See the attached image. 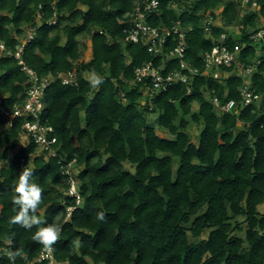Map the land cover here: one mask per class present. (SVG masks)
<instances>
[{
	"label": "trees",
	"instance_id": "trees-1",
	"mask_svg": "<svg viewBox=\"0 0 264 264\" xmlns=\"http://www.w3.org/2000/svg\"><path fill=\"white\" fill-rule=\"evenodd\" d=\"M158 1L149 23L171 28L180 21L188 28L185 58L200 73L189 85L149 94L148 83L136 82V68L152 62L165 74L179 71L180 60L168 59L178 43L170 39L164 55H155L143 43L125 41L137 0H1L0 40L15 51L30 30L25 62L39 77H54L41 118L54 128L50 136L60 151L31 156L36 144L21 145L25 119L7 127L0 116V264H13L7 252L21 254L14 264H48L38 260L45 248L32 238L36 226L27 230L12 220L13 185L26 166L42 188L41 226H61L52 245L56 264H264V213L258 210L264 202V56L258 52L264 39L251 38L262 28L264 0H258L260 11L241 0ZM209 10L221 23L207 33ZM222 34L230 48L240 44L239 63L256 67L253 72L221 66L228 77L202 74V53ZM81 36L91 38L87 61ZM72 70L77 84H63L59 75ZM86 74L102 83L92 86ZM245 81L259 100L239 113L214 106L212 96L241 101ZM29 85L18 61L1 56L0 106L22 104ZM188 116L201 128L197 141ZM73 158L80 204L64 194L70 185L62 165ZM68 206H75L69 218ZM205 230L210 233L201 239Z\"/></svg>",
	"mask_w": 264,
	"mask_h": 264
},
{
	"label": "built area",
	"instance_id": "built-area-1",
	"mask_svg": "<svg viewBox=\"0 0 264 264\" xmlns=\"http://www.w3.org/2000/svg\"><path fill=\"white\" fill-rule=\"evenodd\" d=\"M251 3V4H250ZM243 7L252 10L260 11L261 6L258 0H241ZM1 7V0H0ZM158 0H137L133 12L130 14V19L127 23L130 25L126 30L125 41L131 43H143L146 45L147 50L155 55H164L165 47L170 39L177 41L176 47L168 54V59L178 58L180 60V70L170 73H163L161 67H157L154 63L148 62L141 67L136 68L135 78L137 83H148V90L146 93L158 94L168 91L172 86L177 83H184L189 85L193 76L200 73L198 68L191 67L186 60L187 41L186 36L188 28L184 27L180 21L171 28H163L154 26L149 23V18L158 10ZM216 11L209 10L206 12L203 27L207 33H210L213 26L221 22L216 17ZM50 23H55L51 20ZM102 33V31H101ZM32 32L22 39L15 51L9 49L7 45L0 40V57L9 56L14 57L18 61L21 70L26 73L29 78V88L27 90L25 101L20 105H15L13 109H6L0 106V116L7 120V127H12L16 118H24L25 122L22 126L21 144L25 146L30 142H34L37 146V151L30 155H44L45 157L59 156V149L56 147L58 142L57 137L50 136L54 132L51 125L42 122L41 114L44 111L45 104L43 101L47 88L52 84L54 77H39L38 74L28 66L23 58V52L26 45L33 39ZM251 38L256 42L264 39V27L257 33L251 35ZM228 34H222L220 43L215 44L211 50L202 53V59L206 65V71L202 74L207 75L211 68H218L221 66L232 67L238 72H243L246 76L253 72L256 67H245L239 63V54L242 47L237 43L234 48L227 45ZM259 54L264 56V50L259 49ZM260 62V61H259ZM62 77L63 84H77L76 72L68 71L59 75ZM242 96L241 101L230 100L223 103L217 96H212L211 100L214 106L222 111L239 113L247 105L259 100L260 96L245 81L244 85L240 88ZM191 89L188 86V92ZM76 158L63 163L62 168L64 173L69 175L67 180L70 185L68 189L64 190V194L72 198H76L77 204L82 202V197L79 192V179L74 175L71 170L74 166ZM75 209V206L67 207V218H69ZM41 261H48V264H56L53 249H44L38 259Z\"/></svg>",
	"mask_w": 264,
	"mask_h": 264
},
{
	"label": "clouds",
	"instance_id": "clouds-1",
	"mask_svg": "<svg viewBox=\"0 0 264 264\" xmlns=\"http://www.w3.org/2000/svg\"><path fill=\"white\" fill-rule=\"evenodd\" d=\"M102 83L101 78L93 77L92 86H98ZM33 169L26 166L18 175L13 185L12 204L17 210V214L12 218L14 223L20 224L23 228L31 230L36 226L37 230L33 235V240L41 244L45 249L51 250L52 245L58 240L61 226L56 223L47 226H41L44 222L37 216V209L42 203V188L39 184L33 182ZM98 220H104L102 212L97 214ZM7 255L13 264L15 257L21 255L19 252H7Z\"/></svg>",
	"mask_w": 264,
	"mask_h": 264
},
{
	"label": "rangeland",
	"instance_id": "rangeland-1",
	"mask_svg": "<svg viewBox=\"0 0 264 264\" xmlns=\"http://www.w3.org/2000/svg\"><path fill=\"white\" fill-rule=\"evenodd\" d=\"M243 11H244L243 14H246V11L244 10V8H243ZM260 22H261V25H260V26L264 27V18H262V19L260 20ZM229 31L231 32V35H233V36L236 37V38H238V36L240 35L238 29H237L235 26H231V27H229ZM30 32H31L30 30H26V35H27L28 33H30ZM80 41H81L82 49L84 50V54H83L82 59H83L84 61H87V60L91 57V53H92V50H91V38H90V36H89V37L81 36V37H80ZM209 72H210L211 75H213L214 77H223V76H224V77H228V76L230 75L229 73H225V74L221 75L220 70H219L218 68H216V67L211 68ZM86 75H87V77H88L89 79H92L93 77H95V75H93V74H86ZM208 95H209V94H208ZM145 100H146L145 98L142 99V103H144ZM193 107H194V110H196V109L198 108V105H197V104H194ZM187 119L190 120L189 131H190V133H191V135H192V138H193L194 141H197L198 136H199V134H200V130H201V128H200L199 125H197L196 123H194V122L191 120V117H190V116H188ZM151 123H152V124L155 123V118H154V117H153V120L151 121ZM158 134H162L160 130H158ZM22 144H23V143H22ZM22 144H21V145H22ZM21 145L19 146L18 149H21V148H22L23 145H22V146H21ZM2 165H3V164L0 163V168L2 167ZM126 167L132 169L131 165L128 164V163H126ZM258 210H259L261 213H264V202L258 206ZM236 219H237L238 221H242V220H243V218H240V217H237ZM233 223H235V221H234ZM209 233H210V230H205V231L203 232L202 236H201V239H205V238H207L208 235H209ZM188 234H189V237H190V240H191V241H195V240H196V239L192 236V234H191L190 232H188Z\"/></svg>",
	"mask_w": 264,
	"mask_h": 264
}]
</instances>
